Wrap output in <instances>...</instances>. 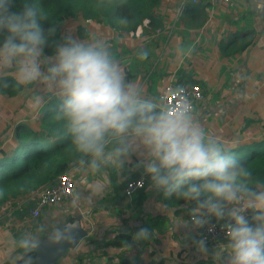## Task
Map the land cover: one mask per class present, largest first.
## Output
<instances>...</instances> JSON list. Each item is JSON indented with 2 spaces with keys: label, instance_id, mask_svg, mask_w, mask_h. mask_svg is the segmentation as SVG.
Returning a JSON list of instances; mask_svg holds the SVG:
<instances>
[{
  "label": "clouds",
  "instance_id": "9594fccd",
  "mask_svg": "<svg viewBox=\"0 0 264 264\" xmlns=\"http://www.w3.org/2000/svg\"><path fill=\"white\" fill-rule=\"evenodd\" d=\"M12 3L0 0V80L11 74L16 87L39 84L42 91L30 100L33 109L46 107L50 99L59 101L53 119L61 125V139L78 155V165L92 173L120 170L137 154L151 189L193 205L179 225L202 228L211 217L225 221L221 227L227 242L219 243L212 256L217 264H264V184L199 125L185 88L145 94L99 35L80 39L68 32L52 42L54 55L45 56L44 46L56 31L42 29L40 21L48 15L27 2L14 12ZM137 56L145 60L148 52L141 49ZM170 96L176 98L174 104H169ZM73 228L67 222L61 227L43 221L23 233L14 241L21 250L20 264H34L30 253L41 246L42 234L61 244L72 241ZM152 235L141 228L133 240L149 241ZM194 243L207 255L203 239Z\"/></svg>",
  "mask_w": 264,
  "mask_h": 264
},
{
  "label": "crops",
  "instance_id": "0c3cea01",
  "mask_svg": "<svg viewBox=\"0 0 264 264\" xmlns=\"http://www.w3.org/2000/svg\"><path fill=\"white\" fill-rule=\"evenodd\" d=\"M207 2L185 13L190 15L191 21L188 25L190 54H181L175 63L169 60L161 64L157 78L149 87L145 84L144 92L157 95L170 80L197 83L204 98L197 104L194 116L205 132L223 144L249 141L264 134V0H229L219 5ZM186 27L181 22V34ZM161 76H164L163 81ZM187 79L193 81H184ZM129 80L143 86L140 80L136 82L134 74ZM140 159L132 154L120 170L109 167L99 173L78 164L73 166L76 203L65 200L48 208L47 215L51 225L57 223L62 227L65 222H78L86 233L90 232L51 264H76L75 256L80 251L84 253L82 264H103L105 257L100 255L101 251L118 258L120 248L100 247L104 240L115 235L117 228L127 232L142 222L138 216L146 223H154L158 214L168 212L167 207L158 202L150 184L141 210L134 207L136 194L131 197L123 194L120 184L144 172L139 166ZM181 220V216L176 217L173 224L165 220L162 233L168 231L166 236L156 233L146 246H137L136 250L126 247L123 257L137 264H193L201 257L207 259V264H217L212 259L214 249L227 239L208 243V253L202 255L194 243L202 239L201 228H193L190 222L188 226L179 225ZM83 241L88 244L79 249ZM7 248L8 244L1 246L0 243V264H9Z\"/></svg>",
  "mask_w": 264,
  "mask_h": 264
},
{
  "label": "trees",
  "instance_id": "16d2710c",
  "mask_svg": "<svg viewBox=\"0 0 264 264\" xmlns=\"http://www.w3.org/2000/svg\"><path fill=\"white\" fill-rule=\"evenodd\" d=\"M25 2L37 6L48 15V19L40 21L45 33L48 28H55V35L50 37L48 43L44 46V51L51 54L54 53L52 42L61 39L64 23L68 19L82 18L101 21L104 28L118 30L117 35L119 38H124L129 32L134 31L146 19L151 25L161 24L155 15L161 0H103V3H101V0H13L10 10L19 12ZM198 4L201 3H190L189 0H184V12L190 11ZM121 18H127L128 23L126 25L118 23ZM77 27L82 29L81 26ZM3 35L0 34V43L3 41ZM181 81L178 77V82ZM184 81L191 82L193 80L187 79ZM4 83L9 86L4 87ZM14 85V77L11 74L0 80V120L5 117L13 123L11 130L8 128L2 139V142L4 141L3 145L0 144V218L6 207L12 208L9 212L11 217L21 218L25 214L28 215L26 206L32 203L31 200L26 202L27 205L19 208L16 207V204L20 200L28 198L38 188L54 182L64 171L70 168L75 170L73 166L78 164V155L68 140L61 139V125L53 119L59 105L58 100L50 99L46 107L40 108L39 112L34 115L32 122L27 125L20 122L23 118L20 112L13 114L10 118L9 110L3 111V97L13 98L24 87ZM223 145L248 166L257 182L264 184V134L254 136L249 141ZM130 178H126L120 184L123 194L126 181ZM150 183L149 178L145 181L143 188L135 192L134 207L138 210L142 209V203L147 199V185ZM157 199L162 206L167 207L168 212L158 214L154 223H146L141 216H138L142 222L133 225L127 232H122L117 228L114 232L115 235L104 240L100 247L101 249L103 247L120 248V254H116L119 257L114 258L105 251H101L100 255L105 257L103 264H137L135 261L123 257V255L126 253V247L130 250H136L137 246L143 247L149 244L150 240H133L134 234L139 229H149L153 233L151 238L153 240L156 233L163 235V237L167 235L168 231L165 234L162 233L165 220L171 221V224H173L178 216L188 219V209L193 205H189L183 199H177L174 194L165 197L162 192H159ZM47 211L45 215H47ZM45 222L47 224L50 222L51 226L49 217L47 220L45 219ZM19 234L15 233V238H19ZM45 237L42 234V239ZM87 244L88 242L83 241L79 249L85 248L84 246ZM207 245L208 243H206ZM7 250L9 249L7 248ZM9 252L11 259H13L11 264H20L19 255L21 250L16 248L13 253L10 250ZM82 252L80 251L75 256L76 264H82L84 255ZM30 255L35 258L37 251L30 253ZM193 264H207V259L201 257Z\"/></svg>",
  "mask_w": 264,
  "mask_h": 264
},
{
  "label": "rangeland",
  "instance_id": "374dc122",
  "mask_svg": "<svg viewBox=\"0 0 264 264\" xmlns=\"http://www.w3.org/2000/svg\"><path fill=\"white\" fill-rule=\"evenodd\" d=\"M182 1L184 0H161L155 11L156 19H159L161 24L151 25L146 19L140 26L134 31L129 32L124 38L118 37V30L104 28V24L101 21L85 20L82 18L66 20L62 36L68 32H71L74 37L80 39L88 38L93 35L102 36L110 44L113 54L120 61L122 69L127 74L128 79L134 74L136 76V82L140 80V83L143 84V90L145 89L146 91L147 87H145V84H148V87L152 85L150 82L157 78V70L161 64L165 65L167 64L166 61L169 60L175 63L176 57L179 60L181 54H190L191 35L188 25H190L191 21L190 15L188 13L185 15L186 12H183L185 8H183V10L179 8ZM202 3L208 2L205 1ZM168 15L170 17H167ZM181 22L187 25V27L184 28L183 34H181L180 31ZM77 26H81L82 29H78ZM141 49L147 50L148 52V57L145 60H140L137 56L138 51ZM44 55L51 56L54 55V53L51 54L44 51ZM191 66L189 67L191 68ZM161 77L160 80L163 81L164 76ZM41 91L40 85L36 84L24 86L13 98L8 99L3 97V111L9 110L10 118L13 114L20 112L23 116L20 122L25 125L30 124L34 115L39 112L40 109H33L30 100L34 94ZM150 92L152 93V88H150ZM159 94H162V90L160 89L157 92V95ZM12 125L13 123L5 117L0 120L1 145L4 143L2 139L6 135L7 129L9 128L11 130ZM154 192L159 195V192L156 190ZM31 205L28 204V208L29 206L31 207ZM10 209L11 207H6L0 218V240H2L0 243L1 246L8 244V249L13 253L16 249L14 241L19 239L15 238V233H20L19 235L21 236L25 232H31L39 223L45 222V219L47 220L49 216L45 215L47 208H44L37 217L31 218L30 215L25 214L21 218H15L14 216L11 217V213H9ZM170 233L173 234L172 230ZM41 240L43 239L41 238ZM5 256L8 258V255ZM10 256L9 264L13 261Z\"/></svg>",
  "mask_w": 264,
  "mask_h": 264
},
{
  "label": "built area",
  "instance_id": "2783aa9c",
  "mask_svg": "<svg viewBox=\"0 0 264 264\" xmlns=\"http://www.w3.org/2000/svg\"><path fill=\"white\" fill-rule=\"evenodd\" d=\"M205 1L211 2L214 4H221L223 2H229V0H189L190 3H202ZM181 2L180 10H183L184 5ZM177 86H182L186 90V95L191 103L193 110H195L197 104L201 102L204 98V93L201 86L197 83H176L173 80L168 81L162 87V94L169 93L171 90L175 89ZM176 98L174 96L169 97V104H174ZM147 180L146 174L143 172L137 176L131 177L126 181L124 186V195L131 197L135 194L138 189L143 188L145 181ZM75 170L68 169L60 174L56 180L48 185L38 188L33 194L28 198L20 200L16 207L19 208L23 205H27V201L31 200V207L26 206L28 215L32 217H37L42 209L50 208L51 206L60 204L65 200L68 203L75 204L76 197L74 194V185H75ZM12 209V208H11ZM46 209V210H47ZM225 221H217L215 217H211L209 223L201 228L202 239L206 243L216 242L219 240H226V232L222 229ZM88 231L87 233H89ZM87 235V234H86Z\"/></svg>",
  "mask_w": 264,
  "mask_h": 264
},
{
  "label": "water",
  "instance_id": "95a60500",
  "mask_svg": "<svg viewBox=\"0 0 264 264\" xmlns=\"http://www.w3.org/2000/svg\"><path fill=\"white\" fill-rule=\"evenodd\" d=\"M68 224H75V228L72 229V241H65L61 244H52L48 241L46 236L43 238L41 246L37 250L34 264H51L61 258L66 250L74 248L79 241L86 236L87 233L81 228L78 222H68Z\"/></svg>",
  "mask_w": 264,
  "mask_h": 264
}]
</instances>
